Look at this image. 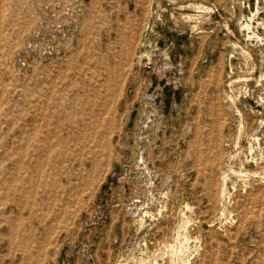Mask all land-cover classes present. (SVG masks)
<instances>
[{
    "label": "rangeland",
    "instance_id": "obj_1",
    "mask_svg": "<svg viewBox=\"0 0 264 264\" xmlns=\"http://www.w3.org/2000/svg\"><path fill=\"white\" fill-rule=\"evenodd\" d=\"M0 264H264V0H0Z\"/></svg>",
    "mask_w": 264,
    "mask_h": 264
}]
</instances>
